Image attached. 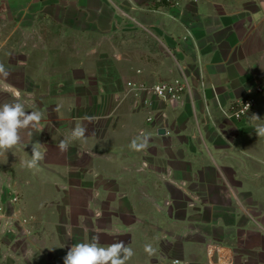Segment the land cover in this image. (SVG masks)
<instances>
[{
	"label": "crops",
	"instance_id": "crops-1",
	"mask_svg": "<svg viewBox=\"0 0 264 264\" xmlns=\"http://www.w3.org/2000/svg\"><path fill=\"white\" fill-rule=\"evenodd\" d=\"M44 2L42 57L32 49L24 58L25 64L41 63V73L11 68L7 78L21 97L25 93L34 98L39 95L31 91L35 80L47 81L41 107H25L29 112L42 110L44 131L23 130L20 144L40 142L50 164L55 157L62 160V154H102L97 97L90 103L96 116L87 131L90 141H75L64 153L58 148L82 118L83 95L111 99L132 83L153 85L182 78L188 89L175 107L159 101L155 123L129 119L120 126L134 131L133 137L138 132L140 142L142 134L149 137L142 154H162L164 163L156 172L159 184L192 196L202 191L200 198L224 208L219 234L223 245L215 264H264V136L256 133L264 126V5L260 7L258 0H180L179 6H160L154 0ZM248 95H255L257 104L246 118L235 120L224 113ZM0 96L13 101L7 93ZM125 111L133 113L129 105ZM162 128L166 133L160 135ZM1 156L6 159L0 152ZM10 159L14 165L13 156ZM69 163L64 161L48 178L33 173L25 187L21 180L22 207L31 210L37 225L32 236L20 240L2 230L0 264H63L69 247L94 235L107 245L126 239L125 234L99 230L101 217L94 214L101 208L102 217L117 215L98 204L100 183H109V175L101 181L95 166L93 181L85 182L78 165L74 168L79 171L68 174ZM46 181L53 186L51 201L44 196ZM89 190L92 196L86 200Z\"/></svg>",
	"mask_w": 264,
	"mask_h": 264
},
{
	"label": "rangeland",
	"instance_id": "rangeland-1",
	"mask_svg": "<svg viewBox=\"0 0 264 264\" xmlns=\"http://www.w3.org/2000/svg\"><path fill=\"white\" fill-rule=\"evenodd\" d=\"M44 1L0 0V63L5 65L8 72L11 68H15L16 71L31 70L36 74L41 73V63L25 64L24 58L27 54L33 53L32 49L34 52H40L42 57L41 40L45 20L41 14L45 6ZM263 3L264 0H258L260 7L264 5ZM156 4L173 6L165 3ZM36 11L37 14H35ZM20 60L24 62L23 66L18 63ZM35 82L36 85L32 86L31 91L35 90L39 95L34 98L28 94H22L21 102L25 104V107L29 105V108H38L42 105L41 96L47 81L37 79ZM129 85V89L124 94L112 96L111 99L104 95H83L80 100L85 110L78 124L84 122V126L89 130V127L96 122V116L90 107L91 98L97 97L100 105L98 123L101 137L99 139L102 140L98 147L102 150V154H87L84 151V155L62 154V160L56 157L52 160L54 164L43 160L37 168L28 169L23 165L24 161L31 158V155H27L31 154V146L29 147L28 144H18L11 150L1 152L6 155V159H3V156L0 157V241L3 229L5 234H16L19 240L23 236H32L37 224L31 210L27 211L22 207L21 186L23 187L24 183V187L29 184L26 178H33V173L48 178L52 172L58 171L60 165L64 166L65 161L70 162L69 175L78 170L74 166L81 167V176L85 182L93 181L94 175L90 174L96 168L95 166H99L101 181L103 177L109 175V183L105 180L100 183L98 204L104 211L112 210L110 212H116L117 215L107 218L104 215L98 227L101 231H113L117 236L125 234L122 236L126 239H115L114 242L123 240L134 250L135 254L127 261V264H177L178 260L187 264L218 263L219 247L223 245L219 234L220 218H225L224 208L211 206L208 198H200L202 191L192 192L196 195L192 196L187 193L188 191L174 189L168 184H159L156 172L161 168L159 163H164V159H160L162 154H142L141 150L135 151L130 147L134 139L140 143L138 132L137 136L133 137L130 134L134 131L129 133V128L123 130L120 125L126 124L129 119L139 124L155 123L158 115L153 121H149V116L150 113L158 114L159 100L150 97L147 92H144V88L140 87L141 85L150 86L149 84ZM108 101L111 104L109 116L106 114ZM9 102L13 101H9L7 97L1 99L0 96V104ZM127 105L133 109L132 114L125 111ZM39 110L43 113L41 109ZM86 139L90 141L88 134ZM88 143L89 148L90 143ZM152 149L153 147L148 150L149 153ZM15 150L19 155L18 158H15ZM40 150L48 154L42 147ZM54 154H58L57 151ZM12 156L17 164L10 165ZM69 156L70 158H67ZM74 158L77 160L76 165ZM21 180L26 182L23 183ZM45 184L47 188L44 196L51 201L54 196L53 186L47 184V181ZM34 185H37L35 181ZM90 191L86 192V200H90L92 196ZM214 193L217 199L218 193ZM16 196L19 197V201L12 202ZM105 198L107 202L104 201ZM156 198L157 201H155ZM45 202L48 205L49 202ZM121 203L124 205L120 206ZM37 208L31 205V209L37 211ZM231 209L236 210L235 207ZM99 210L102 212L101 208ZM100 244L107 246L105 242ZM146 244L152 245V254L145 252ZM50 247H53V244Z\"/></svg>",
	"mask_w": 264,
	"mask_h": 264
},
{
	"label": "clouds",
	"instance_id": "clouds-1",
	"mask_svg": "<svg viewBox=\"0 0 264 264\" xmlns=\"http://www.w3.org/2000/svg\"><path fill=\"white\" fill-rule=\"evenodd\" d=\"M23 66V61H18ZM9 72L3 63H0V92L7 93L13 97V102L0 104V152L13 149L22 142L21 132L28 129H36L43 132L41 125L42 113L40 111H26L25 104L21 102V92L11 84L7 83ZM59 111V106L56 109ZM87 127L76 125L65 140H61L58 145L61 153L67 152L71 144L75 141L86 139ZM257 135L264 136V126L256 129ZM149 137L142 134V142L138 143L134 139L130 147L135 151L145 150L148 146ZM43 145L37 142L31 146V158L23 162L28 169L37 168L45 158V153L40 149ZM81 155H84L82 153ZM97 218L102 217L100 210L95 211ZM71 237V232L67 233ZM144 250L148 254L153 253L151 244H146ZM134 250L127 246L123 240L111 243L107 246L100 244L99 235H94L88 242H80L69 247L63 264H127L134 256Z\"/></svg>",
	"mask_w": 264,
	"mask_h": 264
},
{
	"label": "built area",
	"instance_id": "built-area-1",
	"mask_svg": "<svg viewBox=\"0 0 264 264\" xmlns=\"http://www.w3.org/2000/svg\"><path fill=\"white\" fill-rule=\"evenodd\" d=\"M155 2L160 4H170L173 6L180 5L179 0H155ZM140 87L141 89L144 88V92H147L150 97H155L157 100L164 102L167 106L175 107L188 89V84L184 79L176 78L171 81H160L150 86L143 87V85H141ZM256 104V96L248 95L241 100L231 103L230 106L224 110V113L229 118L242 120L249 115V113L255 108ZM156 116V113H150L149 121H153ZM17 201H19L18 196L14 197L12 200V202ZM176 263L187 264L182 261L180 262L179 260Z\"/></svg>",
	"mask_w": 264,
	"mask_h": 264
},
{
	"label": "water",
	"instance_id": "water-1",
	"mask_svg": "<svg viewBox=\"0 0 264 264\" xmlns=\"http://www.w3.org/2000/svg\"><path fill=\"white\" fill-rule=\"evenodd\" d=\"M158 133H159L160 135L165 134V133H166V130H165L164 128H162V129H160V130L158 131Z\"/></svg>",
	"mask_w": 264,
	"mask_h": 264
}]
</instances>
